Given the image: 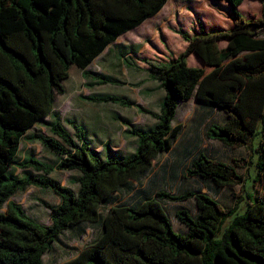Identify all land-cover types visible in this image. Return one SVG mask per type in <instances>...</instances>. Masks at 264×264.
Here are the masks:
<instances>
[{"label": "trees", "instance_id": "1", "mask_svg": "<svg viewBox=\"0 0 264 264\" xmlns=\"http://www.w3.org/2000/svg\"><path fill=\"white\" fill-rule=\"evenodd\" d=\"M244 0H209L220 15L230 19L229 28L204 34L201 23L192 35L177 28L186 42L184 50L162 62L145 59L160 81L165 95L158 112L115 95L83 96L92 102L135 106L155 119L149 130L126 123L137 138L128 156L94 149L86 131L68 120L64 126L54 110V99L63 94L62 80L75 65L83 78L94 75L97 84L118 83L86 67L120 34L156 14L167 0H0V264H44L67 230L84 233L83 224L98 229L95 238L60 264H264V199L246 190L232 192L228 206L208 193L182 190L170 194L161 189L134 205L114 202V194L129 193L133 182L152 170V162L168 152L183 125H172L178 102L195 94L223 111L222 124L211 123L205 136L230 148L248 147L260 125L255 148L257 177L264 174V0L260 17L240 13ZM223 42V43H222ZM170 54L172 56H170ZM193 57L198 63L188 65ZM170 58V59H169ZM206 67V69L204 68ZM51 116L53 120H45ZM43 121L50 134L26 132ZM38 142L58 156L49 164L34 156L16 157L22 139ZM250 163L244 156L227 163L207 153L190 160L184 174L210 183L216 190L244 185L236 168ZM27 170L19 177L12 167ZM55 170L75 171L76 190L50 177ZM29 187L48 188L56 205L39 199L49 210L50 223L40 224L10 198ZM242 190V188H241ZM241 192V191H240ZM194 199L195 214L175 212L187 228L173 230L161 200ZM244 202V209L239 212ZM5 208L4 211H1ZM228 219H230L228 221Z\"/></svg>", "mask_w": 264, "mask_h": 264}, {"label": "rangeland", "instance_id": "2", "mask_svg": "<svg viewBox=\"0 0 264 264\" xmlns=\"http://www.w3.org/2000/svg\"><path fill=\"white\" fill-rule=\"evenodd\" d=\"M209 0H167L165 5V16L161 18L167 21V18L170 17V21L168 23L162 24L163 26L159 29H156L155 31V38H161L163 34V27L164 29L168 27L169 29H173L174 27L181 28L183 31L190 33L192 32V28L186 27L185 20L183 17L188 16V19L192 18V21H194V18L197 20H204L205 23L209 21V25L211 26L212 30H215L217 28L221 27V23L219 21H215L211 6L209 5ZM262 6L257 0H244L243 3L239 6L240 13L244 15L246 18L251 17H259L261 13ZM180 10V11H179ZM181 13L184 15L181 16ZM192 15L191 17H189ZM181 17V18H180ZM183 19V20H182ZM182 20V21H181ZM165 21V22H166ZM181 21V22H180ZM196 21V20H195ZM194 21V22H195ZM162 22V21H161ZM184 22V23H183ZM193 22V23H194ZM198 22V21H197ZM187 23L189 24V21L187 20ZM150 23L148 22L146 29H150ZM143 27L139 28V31H142ZM158 35V36H157ZM152 36V35H151ZM179 39L184 42V40L178 36ZM163 38V37H162ZM160 39V41L165 43L164 39ZM167 41L169 48H171L170 52L172 55L174 52H179L180 50V43L174 40L172 37L168 39ZM223 43V42H222ZM120 51V47L114 48L111 54L109 56H106V58H99L96 60V62H91L89 64V69L96 70V63L100 66H104V60H114L118 58L117 54ZM170 54V56H172ZM146 53L142 52L139 55H136V59L144 62V59H148L146 57ZM169 57V56H167ZM123 60V57L120 58ZM151 61L156 62H162L165 61L164 58L159 56L157 53L154 54V58H149ZM170 59V58H169ZM188 65L190 66H196L198 63L195 61L193 57H189L187 59ZM123 66L126 67V69H130L131 65L129 64V60H124ZM206 69V67H204ZM97 71H100L99 69ZM112 78H115L113 75V72L109 73ZM144 75V73H141ZM94 79L96 78L94 75H92ZM90 76L88 79L83 78L81 76V70L76 67L75 65H72L70 68L69 76L62 80V84L65 89V93L63 95L57 94L55 99V108L58 114L60 115L62 122L66 129L69 131H73L70 125L67 123L68 120H73L76 123H78L80 126L83 127V123L87 124L84 120V117L86 116V113L88 111L89 105L92 107H95V103H93L90 100L85 99L83 96L86 95H94V96H104V95H115L120 97H127L132 100H138L137 98V92L136 89H133V85L129 84L130 82L129 78L126 77L124 79L118 80V83H106V84H87L86 81H90L93 79V77ZM151 84H155L154 81H150ZM163 88H155L152 91L153 98L150 101V105L148 108H151L153 111H159V104H160V98L162 99V92ZM106 102H102L103 106H97L99 109H104V114L108 122V127L113 128L114 121L118 120L119 115L120 116H131V111L128 108L123 107L121 104L118 103H112L108 102L107 104H104ZM138 103V101H137ZM206 105L212 106L209 102H203ZM136 104V103H134ZM192 105V103H191ZM193 106V105H192ZM194 110L196 109V106L193 107ZM192 107H184L180 110L178 113V116L175 117L172 121L173 124L178 123V121L181 119L180 115H182L183 121H188L189 118L187 114L192 111ZM127 109V110H125ZM189 112L186 114L187 110ZM123 112L124 114H121L119 112ZM126 111V115H125ZM139 115L142 116L144 119L146 116H143L144 114L139 112ZM223 111L218 113H213L212 117L208 121L209 123H216V124H222L223 117H224ZM151 117V116H150ZM46 118H49L53 120L51 116H47ZM150 119V118H147ZM110 121V122H109ZM207 122V123H208ZM113 123V124H112ZM192 123L190 122L184 131H182L177 137L175 142L172 144L176 145L174 150L171 152H166L160 154L159 157H157L152 162V170L151 172L146 175L145 177L141 178L140 182H133L134 188L136 186H140V188L143 189H137L134 192L131 193H124L119 192L114 194V202L121 203V204H127V205H134L140 200H143V198L146 195H153V193L157 190H165L169 192L170 194H178L182 190L191 188L192 190H199L200 192H208L210 196L221 202L223 206H228L232 201V192L234 193H241L243 196L245 194V191H251L255 193L258 197L264 199V174L261 176L260 181L253 184V180L257 177V169L255 166V161L257 158V154L255 152V148L259 142V139L261 137L260 135V125L258 124L256 133L253 135L251 144L248 147H239V148H230L228 146H225L220 141L217 140H210L205 137L204 133L201 131L199 132V137L203 139V146H201V143L199 146L197 145H191L190 149L188 151L187 156L183 159L184 165L186 166L188 159L195 158L197 154L203 152L207 153L212 157H215L221 161L230 163L232 157H239L244 156L249 159L250 163L248 166L244 168H236L238 173L243 174L244 176V185H234L229 187H223L218 189L217 191H214L213 189H209L206 186L205 180L198 179L196 177H190L184 174V171H182L185 167H181V171L183 172L182 175H180L181 171L180 168L175 169L173 167V164L170 165L173 161V159L176 157V153L179 151H182L181 153H184V151L188 148L185 145L186 141L188 139V134L190 132ZM47 125L43 123V121H39L37 123V126H33L30 130L31 134L33 133H43V134H49V130L46 127ZM143 126V125H142ZM144 130H149L148 126L142 127ZM202 129H205L203 127ZM91 132L93 133L91 140L94 142L97 140L95 139V135L101 136L104 138H109L111 135L108 133L109 130L102 131L101 133H97L93 129ZM124 138L128 139L127 136L124 135ZM27 140V141H26ZM25 141H21L20 146V156L18 155L16 157V161H21V157L23 156V151L26 149L31 150V153H35V151L38 152L41 156H45L47 152L41 151L39 148L40 143L38 142H31L28 139ZM127 145H118L120 148V151L118 152V156H128L131 154V150H133L134 145H130V139H128ZM24 145V146H23ZM106 148V147H105ZM203 148V149H200ZM135 149L132 151L134 152ZM31 153H28L27 156H32ZM47 157H44L43 160L49 164H54L55 159L57 157V154L54 152H51V154ZM11 173L22 177L27 174V170H22L20 168H15L14 166L11 169ZM169 172L171 175L175 176L176 178H171ZM77 172L75 171H59L55 170L51 173V177L55 180L60 181L63 185H75L71 182V177L75 175ZM242 188V190H241ZM149 189V191H147ZM246 189V190H245ZM241 191V192H240ZM11 200H14L17 204H20L24 211L33 218L36 222L44 225H48L50 223V216H49V210L42 206L39 203V199H42L46 202H48L50 205H56L57 200L59 201V198L48 188H35L30 187L24 192H17L14 196L10 198ZM161 205L166 211L169 220L172 224V228L175 232L184 234L187 230L186 226L182 223H180L176 217L175 212L179 209H186L188 210L192 215L195 214V202L194 199H187L185 201L181 202H173L169 200H161ZM244 202L242 203V208L239 212H242L244 209ZM5 208H2L1 211H4ZM230 219H228L229 221ZM85 230L82 235H80L77 230H67L61 234V237L59 238L58 242L55 243L52 251L46 252L43 255V263L44 264H60L61 262L73 257L80 249H82L84 246L88 245L97 235L98 229L95 226H91L88 224H83L82 226Z\"/></svg>", "mask_w": 264, "mask_h": 264}, {"label": "crops", "instance_id": "3", "mask_svg": "<svg viewBox=\"0 0 264 264\" xmlns=\"http://www.w3.org/2000/svg\"><path fill=\"white\" fill-rule=\"evenodd\" d=\"M165 5H166V3H165ZM165 5L156 14L145 19L140 25L120 34L113 42L109 43L104 48V50L92 60V62H96L97 59L103 58V56H104V58H106V56H109V54L112 53L114 48L120 47V51L117 54L118 58H116L114 60H104V66L103 67H100L96 63V70L90 69V71H92V72L101 73V74H103V75H105L111 79H114V80L123 81L122 79L128 77L130 79L129 80L130 82H128V83L133 85V89H136V92H137L136 94L138 97L137 98L138 100H132V99H130V100L133 103H136L137 105H141L142 107L149 109V110H151V108H148V106L150 105V101L153 98L152 91L155 88H162V87L160 86V81L157 79V77H155V75L152 72H150V70L148 69V64L145 61V59H144V62H141L135 58L136 55H139L142 52H144L147 55L146 57L149 59V58H154V54L157 53L162 58L167 59V56H169V49H171V48H169L167 41H169L168 39L171 37L174 40H176L177 42H179L180 47H181L179 52H174L175 56L180 54L186 46V42H182L178 37L179 35L177 33H175V30L178 27H174L173 29H169L168 27H166L165 29H164V27L162 28L163 29V31H162L163 32V34H162L163 38L162 37L161 38L164 39L165 43L164 42L162 43L160 41L161 38H158L159 37L158 35H157L158 36L157 39L155 38L154 34H155L156 29L161 28L163 26L162 24H164V23L167 24L168 21L171 20L170 17L167 18V21L164 19L161 20V18L163 16H165ZM211 11H212L213 17L215 18L214 20L219 21L221 23L220 28H229L232 25L230 19L225 18L224 16L220 15L212 7H211ZM261 13H262V9H261ZM261 13H260V15H258L259 17L261 16ZM180 14H181V16L184 15L181 12H180ZM191 16L192 15H190L189 17H191ZM183 18L186 19L185 25H186V27H188V31H189V28H192V26H194V25L196 26V28H194V29H196L195 31H199L198 27H197L198 23H201L200 25H202L204 34H208V33H211L212 31H214V30H212L211 26L209 25V21H208V23L207 22L205 23V21L202 19L200 21V20H197L194 18V21L196 20L194 22V21H192V18H190V20H189L187 15L184 16ZM187 20L189 21V24L187 23ZM148 22L150 23V25H149L150 29L149 30L145 28L147 26ZM141 27H143V29H142V31H139V28H141ZM193 33L194 32L192 31L189 34L192 35ZM122 57H123V60L120 59ZM124 60H129V64L131 65V67H130L131 70L126 69V67L123 66ZM89 67L90 66L88 65L86 67V69H89ZM98 69L100 71H97ZM111 72H113V75H115L114 76L115 78H112V76H110L109 73H111ZM141 73H144V75H142ZM150 81H154L155 84L154 85L151 84ZM86 83L90 84V85L97 84V83H95V81L93 79H91L90 81H86ZM124 84H125V82H124ZM64 93H65V91H64ZM63 94H61V95H63ZM164 95H165V91L162 92V99H163ZM55 99H56V96H55ZM55 99H54V108H53L54 110H56ZM162 99L160 98L161 102H162ZM137 101H138V103H137ZM161 102L159 104V108H160ZM93 103L96 104L95 107H92L89 105L86 116L84 117V120L87 124L83 123L82 125H83L84 130L86 131V135H87L88 140L90 141L91 146L94 149H96L97 151H100L101 153H103V147H105L106 145H109L112 153L118 154V152L120 151V149H119L120 147L118 145H127L129 142L128 139H130V145H134L133 150L136 149L137 138L129 132V128L126 125V123H130L133 127L140 128V129H143L142 127H145V126H148L149 129H151L156 123L154 118L150 117L147 114L142 113V114H144L143 116H146V118L144 119L142 116L139 115V111L137 110V108L132 105V106H123L125 108L130 109V110H133V111H131L132 112L131 116H120L119 115L120 118H118V120L114 121L115 124L112 123L113 128H109L107 119H106L105 114H104V112H105L104 109H99L97 107V106H103L102 102H100V103L93 102ZM107 103L108 102H106L104 104H107ZM191 103L193 106L191 105ZM195 106H196V109L194 110L193 107H195ZM184 107H188V108L192 107L193 108L191 112H189L190 109H188L186 112V114L189 112L187 114V116L189 118L188 121H186V122L183 121L182 115H180L181 119L178 121V123H181L183 125L181 132L185 130V128L187 127V125L190 122L192 123L191 128H190V132L188 134V139L186 141V144H188V145H185L188 148L184 151V153H181L182 151H179L178 153H176V157L173 159L172 163L170 164V165L173 164V167H175V169L180 168V171L182 170L181 167H186L188 165V163L190 162V160L193 159L191 157L190 159H188L186 166L184 165L183 159L187 156L188 151L190 149V146L191 145H197V144L200 145V143H201L200 147L203 146V139H201L199 137V132L201 131L205 135V129L208 127L209 124H211L208 121L212 117V114L220 112V110L216 106L212 105L210 107V105L208 106V105L204 104L203 102L198 101L195 94H193L188 100L177 103L176 113H175L174 118L178 116V113ZM125 110H127V109H125ZM155 112H158V110ZM119 113L124 114L121 111ZM125 115H126V111H125ZM147 118H150V119H147ZM45 120H49V118H45ZM223 121H224V117H223ZM37 123L34 124V126H37ZM178 123H176V124H178ZM172 125H175V124L172 123ZM203 127H205V129H202ZM90 129H93L98 134L101 133L102 131L106 132L107 130H109L108 133L111 136L107 139V138L97 136L96 134H94L95 139H97L94 142L93 140H91L93 133L91 132L92 130H90ZM30 130H31V128L26 132L27 135L31 134ZM124 135L127 136L128 139L127 138L125 139ZM26 139L27 138L22 139V140L25 141ZM210 140H212V139H210ZM21 144L22 143L20 142L19 151H18L17 156L20 154ZM199 145H197V146H199ZM175 146L176 145H173L168 152L173 151ZM39 148L41 151L47 152V154H45V156H41L40 154H38L37 151H35V153L34 152L31 153V150L29 148V149H26L23 151V156L21 158H23L24 156H27L28 153H31L32 156H34L40 160H43L44 157H47L46 155L49 156L52 152L42 145L41 146L39 145ZM200 149H203V148H200ZM133 150H131V153H133L132 152ZM57 160H58V156L55 159V163L57 162ZM43 161H45V160H43ZM184 169L182 171H184ZM182 171H181L180 175L183 174ZM169 174H170L171 178H173V179L176 178L175 176L171 175L170 172H169ZM75 175H73L71 177V179ZM66 186H69L73 190H76V188H77V185H75V187L70 186V185H66ZM206 186L209 189H213L214 191H217L210 183H207ZM137 189H143V188H140V186H136L131 192H134ZM147 191H149V189H147ZM131 192H129V193H131ZM206 193H208V192H206ZM56 203H58V200Z\"/></svg>", "mask_w": 264, "mask_h": 264}, {"label": "water", "instance_id": "4", "mask_svg": "<svg viewBox=\"0 0 264 264\" xmlns=\"http://www.w3.org/2000/svg\"><path fill=\"white\" fill-rule=\"evenodd\" d=\"M261 29L264 31V22H263V24L261 25Z\"/></svg>", "mask_w": 264, "mask_h": 264}]
</instances>
